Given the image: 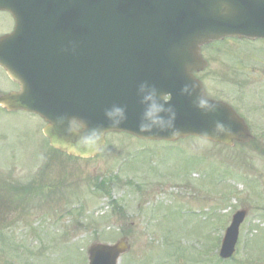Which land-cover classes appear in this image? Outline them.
Here are the masks:
<instances>
[{
    "label": "rangeland",
    "instance_id": "obj_1",
    "mask_svg": "<svg viewBox=\"0 0 264 264\" xmlns=\"http://www.w3.org/2000/svg\"><path fill=\"white\" fill-rule=\"evenodd\" d=\"M248 41L223 39L200 51L209 64L199 74L209 95L242 105L254 124L255 138L243 146L110 133L97 156L68 158L47 149L35 115L1 110L0 167L13 163L18 190L28 176L38 180L36 167L60 190L44 205L33 200L36 213L3 221L12 225L0 232V264H88L90 246L123 237L127 250L118 264H264V129H256L264 126V41ZM239 76L245 85L238 86ZM245 209L237 254L223 261L215 253L224 230Z\"/></svg>",
    "mask_w": 264,
    "mask_h": 264
},
{
    "label": "water",
    "instance_id": "obj_2",
    "mask_svg": "<svg viewBox=\"0 0 264 264\" xmlns=\"http://www.w3.org/2000/svg\"><path fill=\"white\" fill-rule=\"evenodd\" d=\"M7 2L0 0V8L8 9ZM27 2L14 0V7L22 9ZM26 17L25 11L16 12L18 33L8 42L19 40L25 46L30 31ZM21 31L26 37H19ZM226 36L264 38V0H60L57 81L38 85L25 71L8 66L21 90L0 96V105L39 114L48 123L44 133L53 147L84 158L96 155L104 135L113 131L151 140L195 135L229 143L246 135V128L226 105L206 99L191 75L203 67L199 47ZM155 49H170L167 57H179L183 66L177 74L162 71ZM148 94L152 100L145 102ZM149 103L163 108L156 123L145 118ZM116 108L123 117H114L121 120L114 126L106 113ZM141 125L149 130L140 131ZM93 130L100 138L85 146L82 140ZM243 217L244 212L234 216L222 258L233 254ZM125 249L122 242L94 245L89 264H116Z\"/></svg>",
    "mask_w": 264,
    "mask_h": 264
},
{
    "label": "flooded vegetation",
    "instance_id": "obj_3",
    "mask_svg": "<svg viewBox=\"0 0 264 264\" xmlns=\"http://www.w3.org/2000/svg\"><path fill=\"white\" fill-rule=\"evenodd\" d=\"M0 22L3 23V25L5 26V30L0 31V38H1L2 36L7 35L13 31L14 20L8 12L0 11ZM1 83L6 89L4 90L6 93L17 90V85L8 78L3 68L0 67V85ZM9 113H13V112H9ZM40 171H41V176L39 177V180L35 182L36 185L31 184L29 187L27 186V188L29 189L28 192H32L31 194L26 191L24 192L17 191V185H16V180L14 179V170L12 166H9V168H7V174L3 176L1 175L2 168L0 167V230L2 227L8 226L7 225L8 223L2 225L3 221L5 222L6 220H9L11 215L15 212V210H18L20 212H25L26 210L30 209L29 200H28V197L30 195L35 196L37 198H41L42 191L47 192V187H49V182H53V181L52 180L48 181V179H44L45 177L43 176L45 175V169H41ZM54 184L59 185L60 182L56 181L55 183H52V185Z\"/></svg>",
    "mask_w": 264,
    "mask_h": 264
},
{
    "label": "clouds",
    "instance_id": "obj_4",
    "mask_svg": "<svg viewBox=\"0 0 264 264\" xmlns=\"http://www.w3.org/2000/svg\"><path fill=\"white\" fill-rule=\"evenodd\" d=\"M143 99L145 102H149L152 100V96H151V94H148V95H145ZM161 111H163L162 107H158L154 103H149V107H148V109H146L144 115H145V118L152 119V123H156L157 119H158L156 117V114L158 112H161ZM106 116L112 121L113 125L116 126L121 122V120L115 119L114 117L118 116V117L122 118L123 117V110L119 109V108L113 109L112 111L107 112ZM139 130L140 131H147V130H149V126L148 125H141ZM100 135H101V133L98 130H93L89 135H87L83 138L82 143L85 146L95 144L96 141L100 138Z\"/></svg>",
    "mask_w": 264,
    "mask_h": 264
}]
</instances>
